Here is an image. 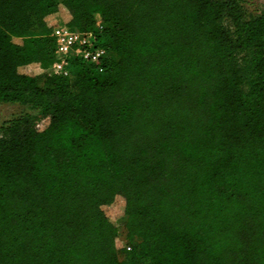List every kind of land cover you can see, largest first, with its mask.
I'll return each mask as SVG.
<instances>
[{
    "label": "trees",
    "instance_id": "obj_1",
    "mask_svg": "<svg viewBox=\"0 0 264 264\" xmlns=\"http://www.w3.org/2000/svg\"><path fill=\"white\" fill-rule=\"evenodd\" d=\"M58 16L101 70L51 71ZM0 103L35 111L0 125V264H264V10L0 0Z\"/></svg>",
    "mask_w": 264,
    "mask_h": 264
},
{
    "label": "built area",
    "instance_id": "obj_2",
    "mask_svg": "<svg viewBox=\"0 0 264 264\" xmlns=\"http://www.w3.org/2000/svg\"><path fill=\"white\" fill-rule=\"evenodd\" d=\"M52 36L55 42V60L50 69L53 73L67 76L68 59L73 56L101 70L106 50L98 44L97 36L93 32L75 31L61 24L52 29Z\"/></svg>",
    "mask_w": 264,
    "mask_h": 264
},
{
    "label": "rangeland",
    "instance_id": "obj_3",
    "mask_svg": "<svg viewBox=\"0 0 264 264\" xmlns=\"http://www.w3.org/2000/svg\"><path fill=\"white\" fill-rule=\"evenodd\" d=\"M241 5L246 18L254 17L264 10V0H241ZM57 20L60 22L61 18L58 16ZM61 24L60 22L58 25ZM27 71L37 77H41L45 72V70L39 66L29 68ZM23 113L35 114V111L27 105L0 103V125ZM104 210L111 216L119 231L122 232L123 218L120 216V202L116 200L112 204L105 206Z\"/></svg>",
    "mask_w": 264,
    "mask_h": 264
}]
</instances>
